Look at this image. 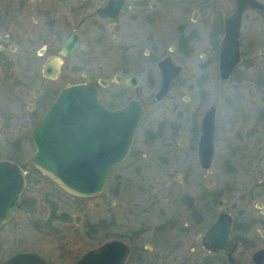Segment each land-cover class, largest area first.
Wrapping results in <instances>:
<instances>
[{
  "label": "rangeland",
  "instance_id": "obj_1",
  "mask_svg": "<svg viewBox=\"0 0 264 264\" xmlns=\"http://www.w3.org/2000/svg\"><path fill=\"white\" fill-rule=\"evenodd\" d=\"M67 1L0 0V35L6 30L8 42L16 47L24 46L30 38L41 54L39 83L35 85L40 116L42 104H49L70 79L108 77L90 63L72 70L65 69L63 63L56 81L42 77L43 62L58 57L56 50L68 30L84 15L69 19ZM74 1L77 7L81 5L80 0ZM258 1L264 4V0ZM235 5L233 0L204 6L190 2L185 5L183 20L190 21L192 10L199 9L200 18L197 16L193 25L204 32L212 31L219 40L222 17ZM176 10L158 29H147L149 37L154 36L144 46L150 50L146 57L150 63L139 64L143 59L140 52L134 69H119L121 75L139 71L142 84L131 89L122 84L100 88L108 106L121 107L137 99L143 113L129 154L111 170L99 196L83 198L66 193L37 171L31 161V121L24 112L27 99L11 104L0 100V118L6 120L0 128V159L26 164L28 176L23 206L0 232V256L19 247L34 248L51 264H75L86 251L117 239L129 246L126 264H255L252 253L264 248V7L243 13L240 61L225 80L219 77L216 59L213 61L215 44L206 40V34L198 37L191 54L177 46L173 20H180ZM86 25L81 51L88 47L84 39L92 38ZM127 36L121 40L126 41ZM170 46L175 47L172 53ZM201 53H206L208 67L201 65ZM166 54L172 55L183 70L167 96L158 101L154 97L159 87L156 63ZM211 105L216 108L214 157L210 169L205 170L198 163L197 143L201 118ZM17 106L23 118L12 117L21 112ZM22 128L23 134H18L16 129ZM221 197L233 219L232 233L239 237L236 250L229 256L207 252L201 246L202 236L218 214ZM99 202L101 206L94 207Z\"/></svg>",
  "mask_w": 264,
  "mask_h": 264
},
{
  "label": "water",
  "instance_id": "obj_2",
  "mask_svg": "<svg viewBox=\"0 0 264 264\" xmlns=\"http://www.w3.org/2000/svg\"><path fill=\"white\" fill-rule=\"evenodd\" d=\"M106 1L105 7L114 6L117 14L125 0ZM263 7L258 0H236V6L224 16L218 66L222 79L231 75L240 60L239 30L243 12ZM77 41V36L70 34L59 47L58 54L68 56L77 49ZM52 59L43 67V75L56 78L59 68H54L56 62ZM158 66L160 87L155 99L161 100L170 91L181 67L170 57L162 59ZM125 83L138 86L141 77L137 74L127 76ZM215 112L216 108L211 105L201 118L197 153L204 169L210 168L214 156ZM142 113L143 105L137 99L120 108L108 109L99 100L96 87L89 84L65 86L31 129L30 138L35 148L33 165L63 190L80 197H96L103 192L113 167L128 155ZM25 184L23 169L14 161L1 159L0 226L11 220L19 208ZM257 205L260 207L261 203ZM217 211L218 216L202 238V246L208 252L229 256L237 248V238L231 232V217L223 211V199ZM127 254V245L114 239L88 250L76 264H123ZM252 261L264 264L263 248L252 253ZM0 264L48 263L37 254L19 253Z\"/></svg>",
  "mask_w": 264,
  "mask_h": 264
},
{
  "label": "flooded vegetation",
  "instance_id": "obj_3",
  "mask_svg": "<svg viewBox=\"0 0 264 264\" xmlns=\"http://www.w3.org/2000/svg\"><path fill=\"white\" fill-rule=\"evenodd\" d=\"M173 1L174 3L169 0H160V1L125 0L122 8L119 9L116 14L114 6L112 8L105 7V4L107 2L106 0H99L98 2H95V0H80L79 2L81 3V5L79 7L75 5L77 4L76 1L68 0L67 5L69 6L70 9L67 12V17L69 19H73L75 16L81 13H84V15L78 17L77 20L78 24H76V26H72L68 30L66 36L63 39L64 41L70 34H75L78 40L77 49L64 58L63 57L61 58L58 54V49L60 46L56 50L57 55L62 59L61 64L65 63L64 64L65 69L72 70L74 69V67L77 66L82 67L83 65H88L90 63V65H92L93 68H96L98 70L97 72L107 73L108 77L98 76L94 80L85 79V78L83 80L70 79L68 83L62 87L73 84L92 85L97 88L99 100L106 106V108L109 109L119 108V106L110 107L108 106V104L104 102L103 98L101 97L100 88H107L111 86V84H116V85L122 84L127 88L131 89V88L139 87L142 84L143 78L139 73V71L133 70L130 71L129 73L121 75L119 69H123V70L134 69V66L137 62L136 61L137 56L140 54V52H142L143 59L142 61L138 60L139 64L142 63L145 65L150 63V61L146 60V57L150 55V50H147L146 48H144V46L149 42H151L150 40H152L154 36H152V38L149 37V35L147 34V29L148 30L151 29L152 31H153V27L158 29V27L164 24V22L167 21V19L170 17L169 15L170 12L172 10H175L176 8L180 20L179 22L173 20V22L177 24L175 28V33L177 34V42H176L177 46L181 48V51L183 53L191 54V52L196 49L194 46L197 44L198 37H202V34H206L207 35L206 40H209L210 42H214L213 45L215 44L214 46L217 49V54L216 57H214L213 61H215L216 59L217 67H218L219 44L223 35V18L225 15L222 17V28H221L222 35L219 40L216 39L217 41L215 40L212 31L205 30L206 32H204L203 28H197L193 25L196 22L197 16L200 18L199 9L192 10L190 14V21L183 20V17L185 13V9H184L185 5L190 2L197 3L198 5L201 4L204 6L205 4L208 3L213 4L215 3V1H223V0H173ZM233 1L236 4V0ZM89 8L92 9L91 12H87ZM247 10H255V9H247ZM99 11H101L104 14L102 15ZM215 11H216L215 8H212V12L214 13ZM84 23L88 24L86 25V28H88L89 32L92 33V38L91 36H89L84 39V42L87 44L88 47L87 49H83V51H81V41H82L81 39L83 35L82 29ZM126 34L128 35L127 38H125L126 41H122L121 40L122 36ZM156 39L159 38L156 37ZM8 41H9L8 34L6 30L5 31L3 30L0 35V100H2V102L6 101L3 102L4 104H6L8 101L11 104L13 102H20V99H24V98L27 99V102L25 103L24 112H26L25 114L26 119L28 118L31 121V122L29 121L30 128L28 130V134L30 137V131L32 127L40 120L41 116L43 115V113L45 112V110L53 100L49 104H42L44 110L42 115L40 116L39 114V110L41 108L40 98H39L40 95H39V89L36 88L35 85L39 83V57L41 54L39 53L38 49H34L33 47L35 43L34 40L30 41L29 38L24 43L25 45L20 47H16L14 43H9ZM156 46L157 45H155L154 49H158V47ZM174 50H175L174 46H170L168 48V51L171 53L174 52ZM53 57L55 56H51L46 61H44L41 67V71H42L41 75L47 81H56L59 78L60 73L62 71V68L60 67L59 74L56 78H49L43 75V67ZM166 57H170L173 62H175L177 65L181 67L180 73L183 70V66L179 64L173 58L172 55L166 54L162 56V58H160L156 63L158 69V75H159V86H160V71L158 64L162 59ZM199 58H202L201 65H206L207 67L209 66V61L206 57V53H201L199 55ZM134 74H137L139 77H141V84L135 87H133V85L130 86L125 83V78L127 76H131ZM178 75L174 78V81L178 77ZM82 77H85V74H82ZM119 77L121 78L120 81L117 80V78ZM30 86H32L31 90H25V88ZM5 107L7 108L6 105ZM17 107L19 108V112H20L21 111L20 106ZM0 112H1V108H0ZM21 114L22 111L20 113H13L12 117L18 118L21 116ZM23 116H21V118H23ZM5 121H6L5 119L0 118V128L6 125ZM18 130L16 129V131L19 132L18 134H23L24 131L23 128ZM197 158H198V154H197ZM19 166L23 168V170L25 171L26 184L21 195L20 207L18 208L17 212L23 206V195L25 193V189L28 181L26 164H22V165L19 164ZM209 169H205V170H209ZM221 199H223V211L227 213L225 211V206H224L225 199L221 197L218 200V203ZM101 204H102L101 202L97 203L98 205L97 208H99ZM257 207L259 206L257 205ZM17 212L15 213V215L17 214ZM227 214L231 217V232H232L233 219L229 213ZM15 215L10 221L4 223L0 227V232L6 225H9L12 222ZM78 218L79 217H76V219ZM215 219L210 223L208 228L215 221ZM208 228L206 229V231L208 230ZM239 228L241 231L245 230L242 226H239ZM7 233L8 232H6V235ZM261 235L264 238V234L261 233ZM233 236L237 238V246H238L239 237L237 235H233ZM202 238H201V246H202ZM127 247H128V254L123 264L127 263L130 254L129 246L127 245ZM16 249H17L16 251L14 250V252H11L10 254H5L3 256H0V262L19 253H31V254L41 255L34 248L26 250V249H22V247H19ZM78 249L81 250L82 247ZM42 257L48 262V264H51L50 260H48L44 256Z\"/></svg>",
  "mask_w": 264,
  "mask_h": 264
},
{
  "label": "bare ground",
  "instance_id": "obj_4",
  "mask_svg": "<svg viewBox=\"0 0 264 264\" xmlns=\"http://www.w3.org/2000/svg\"><path fill=\"white\" fill-rule=\"evenodd\" d=\"M70 54V53H69ZM67 57V56H66ZM54 59H52V60H54L55 62H56V64L54 65V68H59L60 69V67H61V62H62V59L60 58V57H53Z\"/></svg>",
  "mask_w": 264,
  "mask_h": 264
}]
</instances>
